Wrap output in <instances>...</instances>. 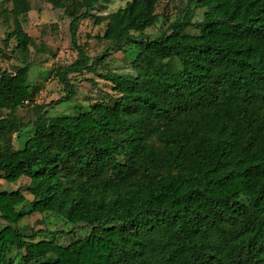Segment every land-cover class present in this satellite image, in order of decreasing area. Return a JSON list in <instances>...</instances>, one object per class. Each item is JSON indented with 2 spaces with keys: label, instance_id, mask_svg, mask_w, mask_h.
Listing matches in <instances>:
<instances>
[{
  "label": "trees",
  "instance_id": "16d2710c",
  "mask_svg": "<svg viewBox=\"0 0 264 264\" xmlns=\"http://www.w3.org/2000/svg\"><path fill=\"white\" fill-rule=\"evenodd\" d=\"M43 1L70 20L77 53L56 73L63 96L53 105L75 97L70 75L96 74L113 93L70 117L34 106L24 124L16 111L31 101L34 41L23 19L32 8L0 0L3 44L13 40L22 63L0 67V180L27 178L31 198L0 190V264H264V0H186L154 39L144 32L165 0H131L106 16L93 14L102 0ZM197 9L205 12L193 22ZM85 20L108 43L95 58L78 43ZM127 48L133 74L98 73ZM27 127L32 136L14 149L11 135ZM35 213L72 230L27 235L19 223ZM76 228L87 233L60 243Z\"/></svg>",
  "mask_w": 264,
  "mask_h": 264
},
{
  "label": "rangeland",
  "instance_id": "374dc122",
  "mask_svg": "<svg viewBox=\"0 0 264 264\" xmlns=\"http://www.w3.org/2000/svg\"><path fill=\"white\" fill-rule=\"evenodd\" d=\"M131 0H102L97 4L93 14L96 16H106L125 7ZM186 0H165L159 3L156 13L159 18L157 23L144 32V37L154 39L160 36L170 23L180 20ZM32 10L24 16L23 28L29 36L33 38L34 47L28 55L30 71L28 83L31 92V101L16 111V116L27 124L35 119L34 106H46L43 111L48 117H70L89 109V106L101 101H106L113 91L105 81L98 78V75L83 73L82 75H70L71 81L76 85L75 97L69 103L53 105V102L63 96V85L58 81L56 73L63 67L75 61L77 53L71 44L69 24L70 20L65 17L62 10L53 9L43 0H29ZM204 10L197 9L193 16V22H200L203 18ZM103 30L101 26H94L93 21L85 20L80 24L78 31V43L87 44V54L90 58L101 55L108 47L105 41L97 42L92 39L96 34ZM10 31L8 22H4L0 16V49L4 55L0 56V67L2 70L13 72L15 68L22 65L21 60L16 54L15 42H8L5 46L3 41L5 35ZM190 34H197L195 28H188ZM91 37V38H88ZM113 52L106 60L105 66L98 68V73L103 74L110 70L119 74H133L130 67L132 50ZM33 134L32 127H27L18 133L11 135L14 149L21 150L25 143ZM29 180L21 178L16 184L5 186L0 180V190L7 188L13 190L22 188L28 202L31 200L25 188ZM18 210L29 211V206L19 205ZM3 224L0 222V229ZM19 229L25 234L30 235L35 232H47L40 235L39 239H50L48 232L72 230L71 225L67 224L62 218L53 214H32L26 215L19 223ZM87 233L86 229L76 228L73 234L66 239L60 238V243L66 244L69 241L81 237ZM65 238V237H64ZM20 252L13 250L12 257L19 260Z\"/></svg>",
  "mask_w": 264,
  "mask_h": 264
}]
</instances>
